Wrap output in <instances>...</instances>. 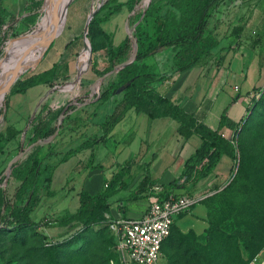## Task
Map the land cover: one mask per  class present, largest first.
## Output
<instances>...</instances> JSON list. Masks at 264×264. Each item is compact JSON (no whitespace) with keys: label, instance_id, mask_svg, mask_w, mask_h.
Returning <instances> with one entry per match:
<instances>
[{"label":"crops","instance_id":"obj_1","mask_svg":"<svg viewBox=\"0 0 264 264\" xmlns=\"http://www.w3.org/2000/svg\"><path fill=\"white\" fill-rule=\"evenodd\" d=\"M166 1L156 2L163 4ZM252 4L251 9L254 11L257 5ZM122 13L115 15L107 23ZM263 21V11L259 14L254 11L253 14L241 16L236 21L234 26L243 30L240 34L232 30L227 37H221L217 31L220 42L213 52L214 56L183 73H177L173 69L172 52L149 58L145 63L157 74L153 87L161 97L172 101L185 114L194 115L198 123L212 131L220 128L222 118L226 115L227 123L222 132L228 138L233 137L246 116L251 100L258 94L256 89L264 87V39L258 36ZM87 30L86 24L82 32L76 33L75 40L71 38L60 48L62 50L59 60L50 62L35 74L41 75L57 69V73L49 77L48 82L31 88L25 94L13 95L7 112V126L24 131L31 119L46 110L60 111L68 107L70 102L76 103L82 96L92 94L86 104H76L70 117L77 120L66 123L64 132L52 145L65 153L87 140L97 138L99 141L55 168L51 191L56 196L42 199L36 217L40 219L49 212H53L55 218L66 213H75L79 208V194L82 191L93 196L101 194L105 191L107 181L123 169H128L129 173L121 179V188H117L118 193L111 200V212L107 216L137 220L147 213L152 201L151 194H147V191L138 198L134 195L141 183L148 179L147 189L151 185L163 189L178 180L185 171L186 163L196 156L202 139L198 134L183 138L179 133L180 122L170 115L161 113L159 117L151 118L135 109L125 112L108 137L103 138L101 125L113 113L120 97H112L100 106L97 104L98 98L94 99L100 79L104 78L102 86L105 84L107 87L115 73L109 75L112 71L108 50L94 51ZM104 31L114 35V32L106 29ZM123 34V38L118 43L115 42L116 45L128 35L126 26ZM83 57L87 58L86 71L80 67L83 65ZM199 67L201 69H197ZM85 77H89L88 87H85ZM84 87L86 89L81 91ZM33 89L39 91L31 98L29 92ZM18 96L22 98L18 99ZM73 127H77L76 130L70 131ZM32 133L30 129L27 134L19 135L8 148L17 147L22 141L25 147L30 148ZM45 146H48L47 149H44ZM41 147L40 159H44L50 148L49 145ZM32 150L33 148L27 155ZM131 162L134 164L128 167ZM200 191L201 189L198 196ZM179 193L180 190L177 191ZM48 202H51L49 206ZM176 227L184 235L191 232L198 237L205 235L209 228L208 209L204 204L198 203L178 219ZM262 261L264 258H261L260 262ZM164 262L163 254L160 264Z\"/></svg>","mask_w":264,"mask_h":264},{"label":"trees","instance_id":"obj_2","mask_svg":"<svg viewBox=\"0 0 264 264\" xmlns=\"http://www.w3.org/2000/svg\"><path fill=\"white\" fill-rule=\"evenodd\" d=\"M236 1L238 0H167L163 4L151 3L138 19H135V16L130 17V21L135 23L133 31V36L137 41L135 60L112 77L107 87L104 84L100 94L94 98H98L97 104L100 106L112 97L118 96L117 92L121 87L127 86L122 93V98L117 102L115 110L106 117L101 125L104 131L103 138L108 137L125 112L131 109H135L138 113H145L151 118L159 117L161 113L172 116L180 122L179 133L185 139L194 134L201 136L202 145L196 156L186 163L182 176L169 186L164 187V191L177 193L180 190L177 195L197 194L202 183L214 176V172L224 155L231 156L234 161L240 159L239 163L241 164L242 150L236 147V137L239 134L241 124L236 129L234 136L228 138L222 132L227 123L226 115L223 116L217 131H212L198 123L194 115L185 114L179 106L158 94L153 87L157 74L145 62L158 54L172 52V66L177 73L186 72L202 64L212 57L213 52L218 48L220 41L216 32L223 23L228 7ZM132 2L139 4L141 0H128L127 2L108 0L101 10L105 13L101 15V12H98L91 21L90 28L91 26L95 27L92 31L89 30L93 50L107 49L111 68H116L132 57L134 42L128 33L126 38L119 45H116L114 35L107 34L102 26L115 15L122 13L124 8H129V12L132 13L135 9L134 6H130ZM260 28L258 36L264 39V21L260 24ZM242 31L241 27H236L233 30L236 34H240ZM55 73H57V69L41 75H31L21 80L15 85L11 95L25 94L31 88L48 82V78ZM258 89L256 91L259 93ZM91 97L92 94H89L87 99ZM79 103L86 104V101L84 98H79L76 103H69L57 138L64 132L66 123L77 120H72L70 114L76 109V104ZM9 108L10 99L7 98L4 100L2 110L5 121H7ZM66 108L60 111L46 110L31 119L26 129L21 132L12 126H6L5 129L0 130V236L7 234L17 237L21 233H28L44 239L47 247H59L70 243L80 233L93 225L106 224L109 228L108 218L105 215L110 211L111 200L117 195V188L119 186L121 188V179L129 173L128 169H123L110 181H107L105 191L101 194L93 196L87 191H82L79 194V208L75 213H66L56 218L44 216L40 220L36 217V212L41 206L39 193L42 186L46 187V197L56 196L51 191L52 173L55 168L81 151L91 148L93 144H97L99 141L97 138L87 140L65 153L56 152L53 145L50 144L49 153L44 159H40L41 143L47 142L56 134L59 118ZM93 115L95 116V113ZM76 128L73 127L70 131H74ZM30 129L33 132L29 140L30 145L35 144V147L24 161H17L10 169V176L18 183V186L14 196L9 197L1 187L7 178L5 170L9 173L8 167L14 160L7 163V158L10 155L8 145L15 142L19 135L27 134ZM28 147L24 146L23 141L20 142L16 147L18 155L27 154ZM55 159L57 160L53 163L52 161ZM133 164L131 162L127 166L131 167ZM45 173H49L50 177L44 180L41 185ZM147 182L149 183V180L145 179L141 183L139 190L134 194L136 198L144 194L145 191L147 194H151L154 186L151 185L147 189ZM122 186L124 187L125 184ZM232 190L249 197L257 191L256 186L246 184V177L242 172L241 165L229 185L221 193ZM204 200L205 198L200 203L208 209L209 223L205 235L198 237L194 232L184 235L177 229L176 225L172 235L177 231L181 237L195 236L198 239L204 237L208 242H211V236L217 230V226L214 216L209 210V205L203 203ZM54 227L65 229V235L60 238L52 237L48 231ZM171 237L165 243L163 254ZM117 262L125 264L118 253Z\"/></svg>","mask_w":264,"mask_h":264},{"label":"rangeland","instance_id":"obj_3","mask_svg":"<svg viewBox=\"0 0 264 264\" xmlns=\"http://www.w3.org/2000/svg\"><path fill=\"white\" fill-rule=\"evenodd\" d=\"M63 1L0 0V77L4 72L0 92L5 91L0 99V130L5 129L8 122L2 114L4 100L7 98L11 100L15 85L39 73L50 62L59 60L62 50L60 48L71 38L75 40L76 33L82 32L86 24L87 33L90 29L91 31L95 29L92 26L90 28L91 21L106 3H102V0H68L60 11V3ZM149 1L151 4L157 0H141L139 4L132 2L130 6L135 8L132 13L129 12V8H124L120 16L110 23L103 24L104 29L114 32L116 43L124 36V26L127 33L130 30L134 31L135 23L130 21V17L135 16V19H138L142 16ZM252 3L257 5L254 8L257 14L264 11V0L236 1L228 7L218 36L227 37L229 32L236 28L234 25L239 17L253 14ZM104 13L105 11L101 12V15ZM35 33L38 35L34 36ZM33 44L32 52L27 54ZM262 53L264 55V51ZM24 56L26 58L23 61ZM86 59V57L81 59L83 65L80 66L85 71L88 68ZM20 64L22 66L19 69ZM17 69L19 71L14 76ZM114 70L115 68H110V71ZM85 78V87H88L89 77ZM85 87L81 91L85 90ZM38 91L31 90L29 92L31 98L38 94ZM258 91L259 93L251 100L236 137V147L242 150L241 164L240 159L234 161L231 156L224 155L214 176L204 181L200 187L199 197L205 198L203 203L209 205L217 226V230L211 236V242L204 237L203 239L195 236L181 237L176 231L165 247L163 264H253L260 263L261 258H264V87ZM100 92L101 90L95 97ZM121 96L122 94H119L117 97L121 99ZM82 97L85 101L88 100V94ZM54 149L56 152H62L59 148ZM16 157L17 148L12 146L7 163ZM26 157L27 154L22 156L19 162L24 161ZM56 160L52 162L55 163ZM239 164L246 177V184L257 187L256 193L250 197L233 190L221 193L240 168ZM5 172L7 178L1 187L9 197H13L18 183L6 170ZM49 177L50 174L45 173L41 185ZM39 197L41 202L42 199H46L45 186H42ZM50 203L48 202L47 206ZM54 216L53 212L45 215L50 218ZM105 217L108 218L107 213ZM48 232L52 237L60 238L65 235L66 230L54 227ZM46 245L44 239L28 233H21L17 237L1 235L0 264H113V262L120 264L117 262L116 237L106 224L93 225L66 245L59 247Z\"/></svg>","mask_w":264,"mask_h":264},{"label":"built area","instance_id":"obj_4","mask_svg":"<svg viewBox=\"0 0 264 264\" xmlns=\"http://www.w3.org/2000/svg\"><path fill=\"white\" fill-rule=\"evenodd\" d=\"M151 199L147 213L140 219L108 217L109 228L116 237V252L125 264H160L165 243L171 237L176 222L204 197L177 195L155 187L151 191ZM259 264H264V261Z\"/></svg>","mask_w":264,"mask_h":264},{"label":"water","instance_id":"obj_5","mask_svg":"<svg viewBox=\"0 0 264 264\" xmlns=\"http://www.w3.org/2000/svg\"><path fill=\"white\" fill-rule=\"evenodd\" d=\"M67 1H68V0H64V1H63L64 4L62 5V8H63L64 5L67 3ZM149 5H150V1L146 4V8H145V9H147V8L149 7ZM45 21H46V20H45ZM129 34L131 35V38L133 39V42H134V51H133V55H132V57H131L127 62H125V63H123V64L117 66V67L115 68V70H114L112 73H109V75H110V74H113V73H118L121 69H123V68H125L126 66L130 65V64L133 63L134 60H135L137 41H136V39H135L134 36H133V31L130 30ZM33 47H34V44H33V46H31V47L29 48V52H28L27 54H29V53L32 52ZM26 56H27V55H26ZM26 56L23 57V61H24V59L26 58ZM22 63H23V62H22ZM18 71H19V69L16 70L14 76H16V74H17ZM107 75H108V74H107ZM103 81H104V78L100 79V81H99V83H98V86H97V89H96V93H98V92L101 90ZM126 88H127V86H123V87H121V88L118 90V92H117L118 95L124 93V91L126 90ZM67 109H68V107L65 109V111L61 114V116H60V118H59V121H58V131L56 132V134H55L54 136H52L50 139H48L47 142H43V143H41V145H50V144H52V143L56 140V138H57V136H58V134H59V131H60V129H61V126H62V124H63L64 113L66 112ZM34 147H35V144H33L30 148H28L27 152H29V151H30L32 148H34ZM24 155H25V154H20V155H18V157H16V158L12 161V163L9 165V167H8V171H9V174H10V175H11V170H10V169L12 168V166H13L17 161H19V160L21 159V157L24 156Z\"/></svg>","mask_w":264,"mask_h":264},{"label":"bare ground","instance_id":"obj_6","mask_svg":"<svg viewBox=\"0 0 264 264\" xmlns=\"http://www.w3.org/2000/svg\"><path fill=\"white\" fill-rule=\"evenodd\" d=\"M64 4V2H61L60 3V6H61V8H60V11L62 10V5ZM55 10V9H54ZM50 18H52L51 16H50ZM51 25V24H50ZM47 31V30H46ZM35 35H38V33H35L34 34V36ZM45 38H47V35H46V37ZM48 43V42H47ZM21 66H22V64H20V66H19V69L21 68ZM23 68V67H22ZM9 72L7 71L6 72V74H8ZM4 79V72H3V74H2V76L0 77V82H3L2 80ZM4 93H5V91H2V92H0V99H1V97L4 95Z\"/></svg>","mask_w":264,"mask_h":264}]
</instances>
